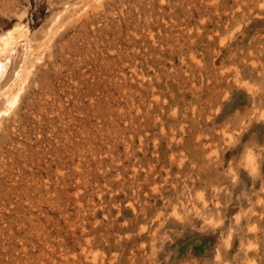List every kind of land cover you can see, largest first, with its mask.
Here are the masks:
<instances>
[{
  "label": "rangeland",
  "instance_id": "obj_1",
  "mask_svg": "<svg viewBox=\"0 0 264 264\" xmlns=\"http://www.w3.org/2000/svg\"><path fill=\"white\" fill-rule=\"evenodd\" d=\"M0 40V264H264V0H0Z\"/></svg>",
  "mask_w": 264,
  "mask_h": 264
},
{
  "label": "bare ground",
  "instance_id": "obj_2",
  "mask_svg": "<svg viewBox=\"0 0 264 264\" xmlns=\"http://www.w3.org/2000/svg\"><path fill=\"white\" fill-rule=\"evenodd\" d=\"M25 33V32H24ZM23 33V34H24ZM22 34V33H21ZM13 35V34H12ZM8 35H6V37H7ZM10 36V35H9ZM13 37H14V35H13ZM12 37V38H13ZM4 38H2V40H3ZM2 40H0V52H4V50H5V47H6V50L8 49L9 51L10 50H12V49H9L10 48V46L9 47H7V44L9 45V42H7L6 40H4V41H2ZM14 40H15V38L13 39V45H14ZM26 41H27V39H26ZM5 43H7V44H5ZM15 46V45H14ZM30 49H31V47H30ZM5 50V51H6ZM8 52V51H7ZM4 54H6L5 52H4ZM0 56H1V54H0ZM3 65V64H2ZM4 65H5V63H4ZM26 65V64H25ZM4 69V68H3ZM1 71H2V69H1ZM24 75L26 76V74L24 73ZM21 76H22V74H21ZM24 77V76H23ZM24 80V79H23ZM18 81H20V80H18ZM24 82V81H23ZM25 84V83H24ZM19 86V85H18ZM12 91V90H11ZM15 92V91H14ZM21 92V91H20ZM10 94V93H9ZM15 96H17L16 94H15ZM1 97V96H0ZM7 99H9V98H7ZM14 99V98H13ZM17 99L15 98V100L13 101V102H15ZM9 102H12V99L11 100H9ZM7 103V102H6ZM15 103H17V102H15ZM9 104V103H8ZM14 105V104H13ZM6 108V107H5ZM11 108V107H10ZM12 108H13V106H12ZM11 108V109H12ZM8 109V108H7ZM10 109V110H11Z\"/></svg>",
  "mask_w": 264,
  "mask_h": 264
}]
</instances>
